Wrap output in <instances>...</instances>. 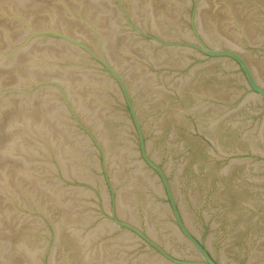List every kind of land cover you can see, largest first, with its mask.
Here are the masks:
<instances>
[{"label": "water", "instance_id": "95a60500", "mask_svg": "<svg viewBox=\"0 0 264 264\" xmlns=\"http://www.w3.org/2000/svg\"><path fill=\"white\" fill-rule=\"evenodd\" d=\"M0 264H264V0H0Z\"/></svg>", "mask_w": 264, "mask_h": 264}]
</instances>
